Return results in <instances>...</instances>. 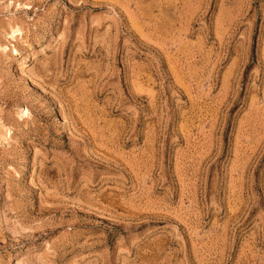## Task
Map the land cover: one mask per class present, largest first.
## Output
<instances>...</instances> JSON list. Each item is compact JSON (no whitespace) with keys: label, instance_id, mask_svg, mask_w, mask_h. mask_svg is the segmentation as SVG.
<instances>
[{"label":"rangeland","instance_id":"374dc122","mask_svg":"<svg viewBox=\"0 0 264 264\" xmlns=\"http://www.w3.org/2000/svg\"><path fill=\"white\" fill-rule=\"evenodd\" d=\"M0 264H264V0H0Z\"/></svg>","mask_w":264,"mask_h":264}]
</instances>
